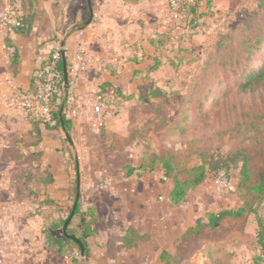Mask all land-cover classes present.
<instances>
[{
	"label": "crops",
	"instance_id": "obj_1",
	"mask_svg": "<svg viewBox=\"0 0 264 264\" xmlns=\"http://www.w3.org/2000/svg\"><path fill=\"white\" fill-rule=\"evenodd\" d=\"M167 9L163 2L127 0H0V264H74L72 255L59 254L46 238L64 237L63 229L51 226L67 218L74 206L77 172L80 208L89 213L94 230L87 240L86 264H182L177 256L196 243L199 249L188 252L201 254L206 234L210 240L205 247L215 256L234 249L235 234H242L246 220L256 236L257 223L248 216L226 218L210 230L203 218L217 208L212 198H205L203 186L173 202L172 182L164 181L159 164L152 166L157 153L150 154L149 162L146 153L133 154L136 162L116 172L85 170L79 161L98 134L101 116L95 106L101 86L110 83L135 94L134 71L152 66L156 56L144 43L164 31ZM6 13L24 18L20 32L2 25ZM57 47H63L68 68L84 57L87 69L76 104L65 99L70 131L39 127L36 134L22 97L32 88L34 70ZM108 96V108L136 98ZM119 122V127L132 125ZM199 222L204 227L195 234Z\"/></svg>",
	"mask_w": 264,
	"mask_h": 264
},
{
	"label": "rangeland",
	"instance_id": "obj_2",
	"mask_svg": "<svg viewBox=\"0 0 264 264\" xmlns=\"http://www.w3.org/2000/svg\"><path fill=\"white\" fill-rule=\"evenodd\" d=\"M127 1L167 6L161 38L165 53L171 55L160 57L157 71L132 78L135 100L115 101L116 107L108 108V95H114L106 96L95 132L100 142L93 137L91 150L80 156L84 169L116 172L136 162L133 154L146 153L149 162L150 154L157 153L171 158L179 177L186 180L189 172L197 174L199 167L209 172L214 160L226 161L239 153L231 164L240 166L244 160L250 179L230 187L221 174L216 181H206L202 192L217 210L248 204L247 218L264 220V194L251 191L264 173V85L254 81L245 87L264 66V0ZM194 1L203 15L190 24L187 11L174 12L173 2L186 7ZM128 120L131 127H119V121ZM74 178L76 182V174ZM251 223L246 220L242 234H235L234 249L211 256L206 234L200 241L201 254L188 252L199 249L196 243L177 257L182 264H259L263 253L257 249ZM70 246L65 254L72 255L74 263L81 256L76 245Z\"/></svg>",
	"mask_w": 264,
	"mask_h": 264
},
{
	"label": "trees",
	"instance_id": "obj_3",
	"mask_svg": "<svg viewBox=\"0 0 264 264\" xmlns=\"http://www.w3.org/2000/svg\"><path fill=\"white\" fill-rule=\"evenodd\" d=\"M149 1H155V0H149ZM157 1V0H156ZM186 11H187V21L189 23H196L202 14L201 7L199 5V2L194 1L189 4H186ZM20 22L19 28H12V30L20 32L24 28L25 20L24 18L18 19ZM188 23V24H189ZM164 36L163 33H159L155 38H152L145 42L144 44H147L149 47L154 49L156 56L154 57V63L152 66L146 68V69H136L134 71V76L143 75L145 73H152L159 69L161 62L160 57H163V55L170 56L171 54H166L164 50V42L161 38ZM143 44V45H144ZM144 55L146 56L145 48L143 46ZM246 59H249V54H247ZM13 63L15 62V59L13 57ZM138 64V63H137ZM59 70L61 72V78L62 83H64V71H63V60L61 59V62L59 64ZM263 83L264 85V66L262 70L252 76H250L247 79V82L245 83V87H249L251 83ZM108 94H112L114 96H118L124 101H130L135 98V94L126 93L119 91L117 88H115L110 83H105L101 86L98 97H100V102L103 103L106 99V96ZM210 95V93H209ZM66 99V103H68V96L64 93L63 85H60V92L57 97L53 100V111L52 116L53 120L55 121V124H44L41 121H38L31 116L29 118L31 119L32 123L35 127L36 134H39L38 130L39 127H44L47 130H56L58 128H63L66 133L70 131V122L66 118V105L64 106ZM237 155L239 153L231 155L229 160H214V163L211 164V167L209 172L206 171L205 167H199L195 170H198L197 174H195V171H191L188 173V179L181 180L180 179V172L175 168L174 164L172 163V159L168 157H160L156 155L154 159L152 160V166L155 167L157 164H159L164 172V181L165 182H172L173 188L171 191V199L175 203H180L185 198H187L192 192L196 191L199 187L203 186L204 183L208 180L216 181L221 174H224L228 184L230 187H239L240 184L244 183L245 181L250 179L249 171L247 169V163L243 160V162H239L238 165L231 164L232 162H236ZM208 173H211L210 176H207ZM76 184V182H75ZM251 191L255 192L259 195L264 194V173H263V179L259 180L258 184L251 187ZM77 193V188L75 187L74 195ZM58 206H56V209ZM59 210V208H58ZM73 208L70 211V214L72 212ZM248 210V204H245L243 206H236L235 208H222L219 210H213L205 214V217L203 220H206L207 223L205 224L210 230H214L216 225L221 223L226 218H240L242 216L247 215ZM70 214L67 218L60 219L57 221V223L52 224V229H63L67 219L69 218ZM89 213L88 212H82L80 208V202L77 204L74 216L69 223L67 234L68 236H65L62 239L55 238L53 236H47V243L49 246L57 249L59 254L64 255L65 252H67V249H65L66 245H68V248L70 245H76L78 248V251L80 252L79 245L75 242V238L78 239L84 247V257L86 258L88 256L87 252V240L94 235V230L92 229V224L90 221H87ZM255 221L257 223V230H256V236L258 239V250H262V253L264 254V220L262 218H255ZM204 227V224L199 222L197 227L195 228V234L200 233V229ZM71 247V246H70ZM72 249V247H71ZM262 254V255H263ZM260 255L261 262L259 264L264 263V256ZM87 260H84L82 264H86ZM74 264H81L80 260H76Z\"/></svg>",
	"mask_w": 264,
	"mask_h": 264
},
{
	"label": "built area",
	"instance_id": "obj_4",
	"mask_svg": "<svg viewBox=\"0 0 264 264\" xmlns=\"http://www.w3.org/2000/svg\"><path fill=\"white\" fill-rule=\"evenodd\" d=\"M173 5L174 12L182 9L186 11L182 5L180 7L175 2H173ZM184 11L182 12L183 15H185ZM175 15V13H172L173 17H175ZM1 23L8 28H19L21 25L18 19L13 18L10 13H6L2 16ZM62 50V47L55 48L45 64L34 70L31 78L32 88L22 97L23 107L28 115L44 124H55L52 116L53 100L59 95L61 84L64 89V83H62L61 72L59 70ZM11 52L14 53L15 49H11ZM86 69L87 64L84 57H80L76 65L68 68V102L73 105L76 104V93ZM97 100L98 105L95 106V112L99 114L101 104L100 97H97ZM73 115H76L75 110L73 111ZM222 175L224 176V174Z\"/></svg>",
	"mask_w": 264,
	"mask_h": 264
},
{
	"label": "water",
	"instance_id": "obj_5",
	"mask_svg": "<svg viewBox=\"0 0 264 264\" xmlns=\"http://www.w3.org/2000/svg\"><path fill=\"white\" fill-rule=\"evenodd\" d=\"M62 60H63V71H64V91L66 93H68L69 78H68L67 60H66V57H65L64 49L62 50ZM67 138H68L70 144L72 145V140H71V138H70V136L68 134H67ZM77 179H78L77 180V193H76V198H75V201H74L73 210H72L69 218L67 219V221H66V223H65V225L63 227V232H64L65 236H68L67 229H68L69 223L71 222V220H72V218L74 216L77 204L79 203V200H80V197H81V182H80L79 172H77ZM74 240L80 247V255H81V259L83 260L84 259V247H83V244L76 238Z\"/></svg>",
	"mask_w": 264,
	"mask_h": 264
}]
</instances>
